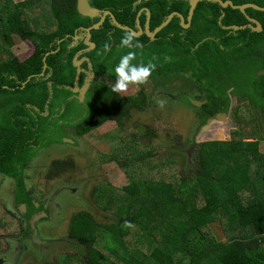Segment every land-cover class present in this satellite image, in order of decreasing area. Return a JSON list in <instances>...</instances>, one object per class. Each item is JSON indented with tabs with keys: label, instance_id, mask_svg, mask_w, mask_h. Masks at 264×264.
Instances as JSON below:
<instances>
[{
	"label": "trees",
	"instance_id": "trees-1",
	"mask_svg": "<svg viewBox=\"0 0 264 264\" xmlns=\"http://www.w3.org/2000/svg\"><path fill=\"white\" fill-rule=\"evenodd\" d=\"M138 1L92 0V5L112 11L121 24L132 27L140 10L149 7L153 29L174 12L186 18L190 14L191 5L186 0H144L136 6ZM232 1L235 5L253 3L264 7V0ZM246 13L262 24L261 32L250 28H223L219 24L223 14V26H243L248 20L240 10L223 9L219 4L203 1L191 28H184L181 19L176 17L159 36L172 37L175 33L171 51L179 48L178 40L186 38L182 52L187 57L188 67L199 64L215 71L225 67L237 70L243 58L264 54V12L248 9ZM146 18L144 14L142 24ZM99 21L100 18L83 17L78 11V0H0V173L16 180L17 202L36 206L35 195L27 187L26 169L37 152L52 143L51 132H61L63 123L69 121L67 111L73 100L69 102L68 97L73 92L68 86L74 84L77 74L74 58L80 49L87 47L84 42L72 47L73 35L80 27L93 26ZM127 31L114 26L110 17L102 28L93 31L92 40L97 47L87 54L94 62L97 77L113 76L122 56L117 55L119 44ZM68 35L71 37L67 38ZM20 39L34 43L35 50L26 59L13 51ZM61 39L64 41L59 43ZM137 40L144 48L149 47L150 52L158 45V41L153 43L147 34ZM106 42L111 43V50L98 55ZM53 50L58 51L47 57L50 77L46 79L41 73L47 53ZM230 54L232 58H228ZM31 76L24 86L23 82ZM261 76L263 79L264 75ZM111 86L106 79L96 78L93 82L89 95L94 112L74 124L78 135L89 134L109 120H116L125 128L133 111L146 109L145 93L126 97L113 93ZM216 91H209V102L200 109L206 111L216 105L220 109V105L225 104L228 110L226 99L221 101ZM260 92L264 95V87L257 89L250 100L264 124V97ZM47 105L49 114L45 115ZM58 106L61 108L57 109ZM255 119H239L241 129H236L239 137L200 142L196 169L188 178L152 179L148 178V172L139 174V168L155 154L154 145L135 155L126 150L124 157L110 156L119 158L131 182L122 187L108 183L95 190L98 204L105 202V207L115 209V222H100L88 210L73 214L69 237L87 248L81 264H193L195 261L199 264H264V155L260 150L264 128L253 122ZM202 122L207 123L206 116ZM151 130L149 133L155 135ZM168 162L162 166H168ZM67 164L60 159L53 161L56 169ZM158 215H162L164 227L152 224ZM217 222L226 229L224 239L210 232V226ZM135 225L152 230L145 240L148 246L136 242L131 247L128 243L127 236ZM75 259H78L76 254L66 253L60 264H77Z\"/></svg>",
	"mask_w": 264,
	"mask_h": 264
},
{
	"label": "rangeland",
	"instance_id": "rangeland-1",
	"mask_svg": "<svg viewBox=\"0 0 264 264\" xmlns=\"http://www.w3.org/2000/svg\"><path fill=\"white\" fill-rule=\"evenodd\" d=\"M22 1L26 0H16V2ZM33 15L35 16V12ZM185 39L178 40L179 48L175 49V53L181 57L185 55L182 52V46H186ZM168 46H172L170 41H168ZM34 50V43L30 39H20L13 47L14 53L21 59L29 57ZM136 51L137 59L134 63H147L151 59L148 56L150 52L148 48H143L142 56L140 55L141 50ZM126 52L119 48L117 55H124ZM156 52L158 51L155 50L154 53ZM263 62L264 54L243 58L240 62L242 68L230 74L231 84L236 86L234 90L226 91L228 87H223V85L215 87L219 94L228 96L226 98L228 99V110L225 111L227 117L217 119L212 126L204 131L203 116L201 115L203 110L194 105L192 100L190 102L186 98H179V90L174 91L176 96L174 99L169 98L163 109L152 105L144 111H133V117L125 128H121L116 121H109L89 134L80 136L75 131L74 125L68 123L71 120L69 118L67 123H63L61 132L59 130L52 131V143L40 149L26 169L27 187L39 203L38 209L45 208L51 215L50 218L38 222L40 236L43 240L51 241L47 244H40L30 235V223L35 217L36 209L28 205L25 215L30 210L31 212L30 217L26 218L21 213V204L16 201V180L0 173V264H60L61 257L66 253L76 254L78 259L75 261L77 264H81L82 259H85L87 248L69 237L73 214L80 210H88L100 222H115V209L105 207V202L101 205L98 204L95 190L108 183L122 187L131 182V177L120 165L119 158L110 156L118 154L124 157L126 150L130 154L134 152L133 155H135L154 145L156 147L155 154L139 168L137 171L139 174L145 175L148 172V178L152 179L188 178L194 174L193 171L196 169L200 142L216 139L230 140L239 137V132H236V129H241L239 119H243V117L256 118L253 122H258L260 128L263 129V118L259 116V111L250 100V98H254L258 87H264V78L260 79L261 75H264L262 72L264 70ZM188 66L187 57L186 59L182 58L179 65L175 67L176 69L170 71L169 74L172 78L170 87H177L180 82L183 89L191 88L187 92V96H198L200 92H198L196 77L192 76V73H184L183 68H188ZM196 67H201V65L198 64ZM47 70L46 75H49V78L50 74H47ZM157 70H159L158 67ZM224 72L226 76L225 73H222V76H225L223 82L230 85V82L226 80L227 72ZM112 73L113 77L110 79L114 80L115 73L114 71ZM216 76L219 75L208 76V83H212ZM151 77L162 87L164 86L165 80L161 74H152ZM97 78L106 79L111 84L114 83L106 76ZM51 83L52 81L50 86ZM152 87L156 86L152 85ZM140 89L141 85H132L123 95H135ZM88 101L87 108L84 105H77L74 101L67 111V116L84 111H86L85 116L92 114L94 109L93 105L91 106V97L88 98ZM243 110H246L248 114ZM48 114L49 111L45 113V115ZM150 129L156 134L149 133ZM260 150L264 155V140H261ZM57 159L63 160L69 165L56 169L53 167V161ZM166 161H169V165L163 167L162 165ZM130 166H132L131 163ZM32 212L35 213L31 216ZM170 214V216L174 215V213ZM154 221L153 225L164 227L165 222L162 220V215L156 216ZM223 230L226 229L221 222L210 226V232L220 239H224ZM151 231H146L141 226L135 225L131 228L127 241L131 247L136 242L148 246L145 240ZM193 264L199 263L195 261Z\"/></svg>",
	"mask_w": 264,
	"mask_h": 264
},
{
	"label": "flooded vegetation",
	"instance_id": "flooded-vegetation-1",
	"mask_svg": "<svg viewBox=\"0 0 264 264\" xmlns=\"http://www.w3.org/2000/svg\"><path fill=\"white\" fill-rule=\"evenodd\" d=\"M147 1V0H146ZM91 2H92V0H91ZM140 5V4H139ZM136 6H138L137 4H136ZM150 10V12H151V17L149 18V15H148V11ZM191 10V9H190ZM142 12V14L140 15V13ZM175 13V12H174ZM177 13H180V12H177ZM144 14H146L147 15V18H146V22L144 23V24H142V16L144 15ZM173 14V13H172ZM182 14V13H181ZM171 15V14H170ZM169 15V16H170ZM189 16H190V14H189ZM189 16H188V18H189ZM176 17H178V16H176ZM175 17V18H176ZM109 18V17H108ZM111 18V17H110ZM152 11H151V9L149 8V7H146V8H143V9H141L140 10V12L138 13V15H137V18H136V24H135V27L134 28H136L137 30H139V19H140V21H141V25L144 27V33L141 35V36H139V37H143L145 34H147V32H146V30H147V25H148V22H149V20H150V28H151V30L152 31H156V28L157 27H159V26H157L156 28H152ZM168 18V17H167ZM180 18V17H179ZM188 18H186L187 19V23H188ZM181 19V18H180ZM167 20V19H166ZM165 20V21H166ZM173 22V21H172ZM164 23V22H163ZM162 23V24H163ZM161 24V25H162ZM248 24V23H247ZM160 25V26H161ZM181 25L183 26V22H182V19H181ZM191 26H192V24H191ZM191 26H189V27H185V26H183L184 28H186V29H189V28H191ZM220 26H222L223 27V25H221L220 24ZM167 27V26H166ZM165 27V28H166ZM247 28H249V27H247ZM226 29V28H225ZM251 29V28H250ZM164 30V29H163ZM163 30H161V31H163ZM160 31V32H161ZM160 32H158L156 35H155V37L154 38H152V37H150L148 34V36L151 38V40L152 41H158V45H157V48H155V49H153V50H151V52H149L148 53V56H149V58H151L152 59V57L153 56H155V57H157L158 59L155 61V63L157 64V67L159 68V70H155L152 74L153 75H155V74H161V76L164 78V80H165V82H164V86L162 87L157 81H154V78H152V77H150V79H149V81H148V83L147 84H144V85H141V89H140V91H138L135 95H132L131 97H134V96H137V95H139V94H141V93H145L146 95H147V97H148V100H147V102H148V104H147V106H146V109L148 108V107H150V106H154V105H156V103H155V100L156 99H164V100H166V103H167V100L169 99V98H172V99H174V97L176 96V94H174V91H176V90H179V94H178V97L179 98H186V99H188V100H192V98L193 99H197V100H200V101H202V104L201 105H196L197 107H199V108H201L202 106H204L205 104H207L208 102H209V98L207 97V95H208V93H209V91H216V88L215 87H221L222 85H223V87H228L227 88V90L226 91H233L234 90V88L236 87L235 85L233 86L232 84H231V81H232V79L230 78V74H232L234 71H237V70H240L241 68H242V66H241V64H240V66H239V68L237 69V70H232V69H230V68H220L219 70H214V69H207V68H205V67H188V68H183V67H181V68H183L184 69V73H186V72H189V73H192L191 75L192 76H195L196 77V79H197V82H198V84H197V86H198V92H200V94L197 96V95H195L194 97H190V96H187L188 94H187V92L188 91H190V87L189 88H185V89H183V87H181V83L179 82L178 84H177V87H170L171 86V80H172V78L170 77V71H173V70H175L176 68L175 67H177V65H179V63H180V61L182 60V58H184V59H186V55H182L183 57H181V56H179V54L177 55L176 53H175V51H170V46H168V41H172V40H174V39H172V37L173 36H175V33H172V37L171 36H169V35H165V36H163V38L162 37H160L159 36V34H160ZM261 32V31H260ZM77 34H81L82 36H81V38L78 40V41H76L75 40V38L73 37V39H74V41H73V43H72V47H75V46H77V45H79L81 42H84L85 44H86V39H87V36H86V31L85 30H83V29H81V27L79 28V29H77V33L75 34V35H77ZM75 35H73V36H75ZM162 38V39H161ZM75 43V44H74ZM148 44H150V42L148 41ZM87 45V44H86ZM120 45V44H119ZM88 47H90V46H88L87 45V47H85V48H82V49H80L77 53H76V55H75V57L77 56V55H79V59L81 60V67L84 69L80 74H79V72H78V67H77V74H76V77H75V80H74V84L72 85V86H68V88H70L71 90H72V95L71 96H69L68 97V101L69 102H71L72 100H73V102L75 101V103H77V105H79V106H82V105H84L85 106V108H87L88 106H89V101H88V98H90L91 96L90 95H88V91H89V93H90V89H91V87H92V84H93V82L96 80V78H97V74H96V71H95V66L93 67V68H91V66H90V64L91 63H93V65H94V62H93V60H92V58L87 54L90 50H88ZM149 48V47H148ZM93 50V49H92ZM136 50H138L139 51V49H136ZM155 50H157L158 52H156V53H154V51ZM165 56H171V62H165V60H164V57ZM228 57V56H227ZM177 58V59H176ZM228 58H232V55L230 54V57H228ZM197 61H199V59H197ZM74 64H75V58H74ZM87 64V65H86ZM49 68V67H48ZM224 71H226L227 72V77H226V80L228 81V82H230V85L229 84H225L224 82H223V79L225 78V76H226V73L224 72ZM43 73V72H42ZM95 74L94 75V77H93V80H92V84H91V86H90V88L88 89V90H86V91H84V87H86V84H87V82H88V80L90 79V77L92 76V74ZM222 73H225V76H222ZM83 74H84V78H83ZM212 74H214V75H219V76H216L215 77V80H213L212 81V83H208V76L210 77ZM254 75V74H253ZM255 75L257 76V73H256V71H255ZM263 75V74H262ZM41 76H45V78L47 79L48 78V76L49 75H46V72H45V74L44 75H41ZM106 77H109V79H110V77H113L112 75H110V74H107L106 75ZM255 77V76H254ZM253 77V78H254ZM110 80H112V81H115V79L113 80V79H110ZM152 85L153 86H156V87H152ZM262 88V87H261ZM54 89V88H53ZM258 90L260 89V87H258L257 88ZM238 94H240L239 92H237ZM262 92H260V94H261ZM122 95H123V93H121ZM215 94L219 97V99L221 100V101H225V99L228 97V96H224L223 94H219L217 91L215 92ZM242 94V93H241ZM237 95V94H236ZM245 95V94H244ZM262 95V94H261ZM123 96H125V95H123ZM245 96H247V97H249L248 95H245ZM53 97V96H52ZM126 97H129V96H127L126 95ZM262 97H264V95H262ZM262 99V98H261ZM50 101V100H49ZM226 102L228 103V99H226ZM73 104V103H72ZM195 105V104H194ZM63 106H64V108H63V111H65L66 110V107H67V104L64 102L63 103ZM220 109H218V107H217V105L216 106H212L210 109H206V111H203L202 113L203 114H201L203 117H205L206 116V121L207 120H209V118H211V117H214V116H217L219 113H223V112H225L226 110H225V108H226V106H225V104H222V105H220ZM61 107L60 106H58L57 107V109H60ZM146 109H144V110H146ZM144 110H139V111H144ZM47 111H49V106L47 105ZM212 112H214V113H212ZM45 114V113H44ZM85 114H86V111H84V112H76L75 114H71L70 116H69V118L71 119L68 123H71V124H75V123H77L78 121H80V120H82L84 117H86L85 116ZM208 114H211L212 116H208ZM133 117V116H132ZM109 121H116V120H109ZM109 121H107L106 123H108ZM117 122V121H116ZM106 123H104L103 125H105ZM119 124V123H118ZM120 125V124H119ZM203 125V124H202ZM101 127V126H100ZM100 127H98V128H100ZM120 127L122 128V126L120 125ZM74 129H75V126H74ZM97 129V128H96ZM87 135V134H86ZM16 194H17V190H16V188H15V197H16ZM34 201H35V204H37L36 206H33V205H30L29 203H27V202H22V201H19L18 203H20L21 204V213L23 214V215H25L26 213H27V207H28V205L29 206H32V207H34L35 209H36V214H35V217L36 216H38V215H40V214H42V213H47V215L46 216H42L37 222H36V226H37V228H38V222L40 221V220H43V219H46V218H50L51 217V215H50V213H49V211L48 210H46L45 208H42V209H38V207H39V203L34 199ZM24 205H26V208H25V206ZM23 208H25L26 210L24 211L23 210ZM30 212H31V210L29 211V213L27 214V215H25V217L27 218L29 215H30ZM35 212H32V214H31V216L35 213ZM30 217V216H29ZM35 217H33L32 218V220L35 218ZM30 219V218H29ZM31 220V221H32ZM30 232H31V234L30 235H32V237L35 239V241L37 242V243H40V244H47V243H50V241L51 240H49V241H47V240H43L42 238H41V236H40V233H38V237H36L35 235H34V231H33V229H32V225H31V223H30ZM38 231H39V229H38ZM25 237H28V236H25Z\"/></svg>",
	"mask_w": 264,
	"mask_h": 264
},
{
	"label": "water",
	"instance_id": "water-1",
	"mask_svg": "<svg viewBox=\"0 0 264 264\" xmlns=\"http://www.w3.org/2000/svg\"><path fill=\"white\" fill-rule=\"evenodd\" d=\"M144 0H139L137 2V5L141 4ZM147 1H150V0H147ZM189 2V4L191 5V10H190V16L188 18V23H187V19L186 17L181 14V13H173L171 14L170 16H168L167 20L159 27L156 28V31H152L151 28H150V20L148 22V25H147V34L154 38L155 35L160 32L161 30H163L166 26H169L172 21L175 19L176 16L180 17L182 19V22H183V26L185 27H189L191 26V24L193 23V18L195 16V13H196V10L197 8L199 7L200 3L203 2V1H206V2H210V3H215V4H219L221 8L223 9H227V8H232L234 10H240L241 13H243L245 15V17L247 18L248 20V24L246 25H243V26H237V25H233V26H223V28H226V29H231V30H240V29H245L247 27L251 28V30L253 31H256V32H260L263 30V26L262 24L255 18H252L250 17L246 11L248 9H254L256 11H260V12H264V7H261L257 4H253V3H246L244 5H235L234 2L232 0H227V1H223V0H186ZM78 11L79 13L83 16V17H89V18H92V19H96V18H100V21L97 22L96 24H94L93 26H89V27H85V26H82L81 29L85 30L86 31V36H87V39H86V44L90 47H88V50H92V49H95L97 47V43L94 42L92 40L93 38V31L96 30V29H100L102 28L108 17H111L112 19V23L114 26H117L119 28H122L124 30H128V31H133L137 37L141 36L143 33H144V27L141 25V21L139 19V30H137L136 28L132 27V26H125L123 24H121L116 15L110 11V10H100L96 7H94L92 5V2L91 0H78ZM142 14V12L140 13V15ZM148 15H149V18L151 17V12L150 10L148 11ZM225 15L223 14L220 18V24L222 25L221 21L223 19ZM81 34H77L75 36H73L75 38L76 41H78L80 38H81ZM71 37V35H68L67 38ZM62 41H64V39H61L59 41V43H61ZM75 44V43H74ZM58 50H53L49 53H47V56L45 57V67H44V71L43 73H41V75H44L47 68L49 67V64L47 62V57L51 54V53H56ZM81 60L79 59V55H77L75 57V65L78 67V72L79 74L84 70L82 67H81ZM91 68L94 67L93 63L90 64ZM262 72L264 73V70H262ZM94 73L92 74V76L90 77V79L88 80L87 84H86V87H84V91L88 90L92 84V80H93V77H94ZM33 76L29 77V79L27 81H24L23 82V85H27V83L32 79ZM53 83H51V96H53L54 94V89L52 87ZM192 102L195 104V105H201L202 104V101L200 100H197V99H192ZM227 117V113L226 112H223V113H219L217 116H214V117H211L209 118V120L207 121V123L205 125H203V131L208 129L210 126L213 125V122L216 121L217 119H223ZM70 141L73 142V140L69 139ZM25 208H26V205H24ZM23 208V210L25 211L26 209ZM47 213H42L38 216H36L32 221H31V225H32V229L34 231V235L36 237H38V228L36 226V222L42 217V216H46Z\"/></svg>",
	"mask_w": 264,
	"mask_h": 264
},
{
	"label": "clouds",
	"instance_id": "clouds-1",
	"mask_svg": "<svg viewBox=\"0 0 264 264\" xmlns=\"http://www.w3.org/2000/svg\"><path fill=\"white\" fill-rule=\"evenodd\" d=\"M119 47L121 49H129L119 59L118 64L114 68L115 81L111 86V91L116 94L125 93L132 85L147 84L152 73L157 69V64L154 62L158 58L153 56L147 63H134L137 59L136 49L141 50L140 55H143L144 45L137 40V36L133 31H127L121 38ZM111 50V43L106 42L103 45L102 51L98 55H104ZM165 62H171V57L165 56ZM156 105L163 109L166 105V100L156 99Z\"/></svg>",
	"mask_w": 264,
	"mask_h": 264
}]
</instances>
